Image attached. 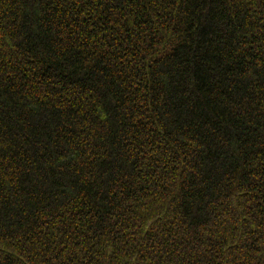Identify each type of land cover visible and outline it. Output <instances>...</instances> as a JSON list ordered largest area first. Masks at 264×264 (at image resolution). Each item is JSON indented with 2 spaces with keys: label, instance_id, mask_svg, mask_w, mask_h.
<instances>
[{
  "label": "trees",
  "instance_id": "trees-1",
  "mask_svg": "<svg viewBox=\"0 0 264 264\" xmlns=\"http://www.w3.org/2000/svg\"><path fill=\"white\" fill-rule=\"evenodd\" d=\"M0 264H264V0H0Z\"/></svg>",
  "mask_w": 264,
  "mask_h": 264
}]
</instances>
